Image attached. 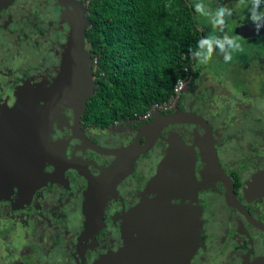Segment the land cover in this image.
<instances>
[{
	"label": "flooded vegetation",
	"instance_id": "af4514ba",
	"mask_svg": "<svg viewBox=\"0 0 264 264\" xmlns=\"http://www.w3.org/2000/svg\"><path fill=\"white\" fill-rule=\"evenodd\" d=\"M16 1L12 0L10 5L0 9L4 11L0 24L18 32L13 36L16 43L23 38L26 44H30L26 51L16 50L23 56L21 66L0 69V130L13 121L11 114L18 102V94L28 96L29 102L34 96L53 91L52 97L58 100L46 134L51 144L47 141L42 143L39 153L43 155L37 157L35 148L31 156L22 155V158L17 157L20 158L18 160L12 157L11 163L16 164L18 170L7 164L6 157L3 160V172H9L10 188L4 192L0 185L3 189L0 217L8 224L1 226L0 231L15 229L28 239V232L42 230L35 241L43 242L41 249L45 248V253L49 251L46 250L45 238L51 241L48 244L51 249H58L55 264H94L109 252L121 251L132 237L138 236L136 222L129 209L140 202L146 183L166 155L169 139L177 132L186 144L193 146L195 152L193 171L197 184L193 191L172 199L174 203L198 207L197 247L190 255L189 264L261 262L264 258V114L253 116L248 112L251 113L258 104L264 105V84H259L261 90L256 88L258 86H245L243 81V85L237 86V77H240L239 71L235 72V86L240 88L242 96L240 114L223 117L208 114L204 110L210 109L206 101L215 95L217 88L208 84L206 76L199 78V59L192 65L186 86L176 93L167 108H158L147 117H144L145 113L138 118L116 120L103 128L86 122L83 118L85 110L76 122L75 106L62 97L66 86H54L65 71L72 9L58 0H38L41 10L54 17L46 23L38 20L37 15H33L31 20L25 18L28 30L23 32L16 28L15 9L12 8ZM79 1L86 7L85 0ZM248 23L252 25L251 21L245 24ZM242 24L234 28L241 44L249 48L256 42L264 43V33H255L254 28L253 34L249 35V31L243 34L247 28L239 31ZM261 28L264 30V26ZM245 47L242 50L246 54L249 49ZM30 61L34 65L31 66ZM194 71H198V78L190 84ZM242 74L240 71V76ZM40 103L47 104L42 99ZM177 111H193L202 116L203 124L178 121L162 126L156 137H152V132H149V137L143 135L145 127L157 116ZM228 125L237 130L227 133ZM78 134H83L85 140ZM149 138L153 143L147 149L141 148ZM235 138L240 142L238 146L233 144L237 142ZM89 141L99 149L91 148ZM137 142L140 144L137 145V154L134 150L116 153L118 149L120 151L122 147L133 146ZM211 144L223 175L216 172L212 175L208 171L204 145ZM40 163L42 173L36 169ZM130 164L132 169L129 171ZM27 165L32 167L27 169ZM117 167L127 169L126 173L118 174L115 171ZM19 168L23 170L19 171ZM96 185L99 190L95 195V208L101 192L105 190L107 194L101 211L102 221L91 223L88 232L87 219L89 211H92L89 204L94 197L90 191ZM143 196L152 199L155 193H143ZM229 199L236 203L232 204ZM151 215L158 214L150 212ZM19 217L30 224L21 223ZM49 231L51 238H48Z\"/></svg>",
	"mask_w": 264,
	"mask_h": 264
},
{
	"label": "water",
	"instance_id": "95a60500",
	"mask_svg": "<svg viewBox=\"0 0 264 264\" xmlns=\"http://www.w3.org/2000/svg\"><path fill=\"white\" fill-rule=\"evenodd\" d=\"M11 1L0 0V9ZM58 1L69 5L72 10L70 11L71 19H69L71 26L69 32L70 43L64 58L66 63L64 66L65 71L60 75L59 81L54 86H66L65 95H62V97L70 100L75 106V121L77 122L86 110L88 99L95 89V81L92 78L93 58L88 48H86L85 30L89 25V18L87 9L82 1ZM252 25L248 23L238 28L241 32L247 28L243 34L249 31L248 33L251 35L255 28ZM250 26L253 28H248ZM259 33H264V30L260 28ZM52 93L53 91H49L46 95L34 96L30 98L29 102L28 96L18 94V102L12 109L13 112L11 114L13 121L10 126L8 125L5 129L0 130V185L4 192L7 188H10L9 172H3L4 158L6 157V162L11 168L15 167L17 169L16 164L11 163L12 157L31 156L34 153L32 149L35 148L37 149V157L42 156L43 154L39 153L42 151V143L47 141L51 144L46 138V134L50 130L52 112L55 110L54 106L58 100L57 97H52ZM59 98L62 99L61 96ZM41 99L47 104L42 105L40 103ZM4 113L5 111H3ZM178 121L203 124L204 119L193 111H177L157 116L145 127L143 135L149 137V132H152V137H156L159 135L162 126ZM78 137L84 139L83 134H78ZM149 139L141 146L137 142L136 145L128 146L127 148L122 147L120 151L118 149L116 153L123 150H128V152L134 150L135 154H137L139 146L141 148H149L153 143V139ZM210 142L212 141L210 140ZM87 143L91 148L99 149L95 143L90 141ZM204 147L206 149V161L209 165L208 171L212 175L214 172L222 174L213 144L211 146L204 145ZM194 161L195 152L193 146L186 144L177 132L174 133L169 139L165 157L158 164L155 173L150 177L143 189L140 202L129 209L136 222L135 230L138 236L132 237L127 242L128 246L126 245L121 251L109 252L94 264H189L190 255L197 247L196 238L198 231H196V222L198 220V207L192 204L174 203L172 199L182 196L184 192L193 191L195 188L197 181L193 171ZM27 166V169L32 167ZM36 169L39 173H42L41 163ZM128 169L129 171L132 169V164L129 165ZM22 170L23 168H19V171ZM115 171L122 175V171L126 173L127 169L117 167ZM222 177L220 176V178ZM225 178L227 179L226 176ZM3 189L0 188V197ZM97 190L99 189L96 185L90 191L94 197L91 200L92 204H89L92 211H89L90 214H88L87 219L86 231L88 232L91 229V223L97 220L98 222L102 221L101 211L104 204V195L107 193H105V190L101 192L99 200H96L99 203L98 207L95 208L97 205L95 203ZM143 193H155V197L150 199L143 196ZM230 197L232 198L233 194ZM229 200L232 204L236 203L233 199ZM150 212H156L158 215L149 216ZM258 264H264V258Z\"/></svg>",
	"mask_w": 264,
	"mask_h": 264
},
{
	"label": "trees",
	"instance_id": "16d2710c",
	"mask_svg": "<svg viewBox=\"0 0 264 264\" xmlns=\"http://www.w3.org/2000/svg\"><path fill=\"white\" fill-rule=\"evenodd\" d=\"M95 89L83 118L96 127L138 118L169 102L175 83L199 60L206 36L193 0H85ZM193 83L198 71L193 72ZM242 80L237 77V83Z\"/></svg>",
	"mask_w": 264,
	"mask_h": 264
},
{
	"label": "rangeland",
	"instance_id": "374dc122",
	"mask_svg": "<svg viewBox=\"0 0 264 264\" xmlns=\"http://www.w3.org/2000/svg\"><path fill=\"white\" fill-rule=\"evenodd\" d=\"M196 2V0H193ZM201 2L208 8L209 14H203L198 12L199 20L201 25L208 27L207 35L215 33L219 37H223L225 34L229 36H235V26L246 22L251 21L249 18V8L252 4V0H201ZM12 3H8L9 5ZM227 6L233 9V14L231 17H226V24L223 31L219 30V26L216 28L213 27L211 22V14L214 13L217 6ZM38 0H18L16 1L12 8H14L15 19H17L16 28L21 29V31L26 32L28 30L27 25L25 24L27 19H32L33 15H37L38 20H44V23L49 22L51 18L50 13L45 10H41ZM9 7V6H8ZM11 8V9H12ZM38 8L39 11H36ZM261 8L264 9V5H261ZM0 16L4 15V11H0ZM34 12V13H33ZM2 22V18L0 19ZM18 32L10 30V26L3 27L0 24V56L2 57L0 63V69H3L5 66H21L23 62L22 54H18L16 50L26 51L28 45L24 42L22 38L21 42H15L14 37ZM23 35L21 34V37ZM238 37V36H237ZM264 38V37H263ZM239 42L241 38L238 37ZM32 40V38L30 39ZM244 48V44H241ZM245 48L249 49L245 54L244 50H238L232 53L233 59L231 61H224L223 53L214 46L212 56L208 59L207 62H200V65L197 66V70L200 71L199 78L204 79L208 78V84H214L217 88L215 95L206 101V106L210 107V111L205 109L206 113L215 114L218 117L240 114V99L241 90L237 89L235 86L234 73L239 71L240 79L245 82V86H258L257 89L261 90L259 84H264V43L258 44L253 43ZM246 55V56H245ZM39 59H41L39 57ZM38 59V60H39ZM201 60V58H199ZM238 63V64H237ZM31 66L34 65L33 61H30ZM26 67V65L24 66ZM240 71L242 75L240 76ZM244 83H241L237 86H241ZM264 86H262L263 90ZM264 101V95H262ZM261 100V99H260ZM9 103H12L11 100ZM251 111V110H250ZM249 115H259L264 114V105L258 104L254 110ZM225 118V117H224ZM237 128L233 125H228L226 132H234ZM236 143L233 142L234 146H238L240 142L237 138ZM41 217V216H40ZM19 221L23 224L29 225L27 220L20 219ZM11 224V222H9ZM5 220L0 217V227L6 226ZM46 224V223H45ZM8 225V224H7ZM14 226H18L14 224ZM19 230V229H17ZM22 234L23 232L19 230ZM36 231V230H35ZM28 232V239L24 238L14 230H9L5 232L0 231V264H55L56 252L58 249L50 248L47 238L46 240V249L48 252H44L45 248L41 249V241L37 240L40 231L37 230ZM48 232V238L52 237V234ZM25 239V240H24ZM50 248V249H49ZM37 253V255H36ZM49 253V254H48Z\"/></svg>",
	"mask_w": 264,
	"mask_h": 264
},
{
	"label": "clouds",
	"instance_id": "9594fccd",
	"mask_svg": "<svg viewBox=\"0 0 264 264\" xmlns=\"http://www.w3.org/2000/svg\"><path fill=\"white\" fill-rule=\"evenodd\" d=\"M264 5V0H252V4L249 8V18L251 23L255 26V31L259 33L260 28L264 26V9L261 8ZM198 12L203 14H209L208 8L201 2L196 0L192 5ZM233 9L227 6H217L214 13L211 14V22L214 28L219 26V30L223 31L226 24V17H231ZM198 50L194 52L201 58V62H207L212 56L214 46L218 48L224 55V61L228 62L233 59L232 53L238 50H242L241 43L238 37L229 36L225 34L223 37L217 36L215 33L210 35L201 36L197 40Z\"/></svg>",
	"mask_w": 264,
	"mask_h": 264
},
{
	"label": "built area",
	"instance_id": "2783aa9c",
	"mask_svg": "<svg viewBox=\"0 0 264 264\" xmlns=\"http://www.w3.org/2000/svg\"><path fill=\"white\" fill-rule=\"evenodd\" d=\"M191 68H192V65H190L188 68H186V73L183 77H180L177 82L175 83V86H174V90L176 93H178L180 90H182L184 88V86H186L187 82L189 81L190 77H191ZM172 100V99H171ZM169 101V102H164L162 104H154L152 106V108L144 115V117H147L148 115H150L154 110H157L158 108H167L170 103L172 101Z\"/></svg>",
	"mask_w": 264,
	"mask_h": 264
}]
</instances>
